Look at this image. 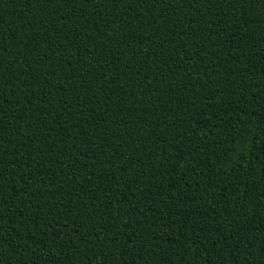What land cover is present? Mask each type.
I'll return each instance as SVG.
<instances>
[{
  "label": "trees",
  "instance_id": "16d2710c",
  "mask_svg": "<svg viewBox=\"0 0 264 264\" xmlns=\"http://www.w3.org/2000/svg\"><path fill=\"white\" fill-rule=\"evenodd\" d=\"M0 264H264V0H0Z\"/></svg>",
  "mask_w": 264,
  "mask_h": 264
}]
</instances>
